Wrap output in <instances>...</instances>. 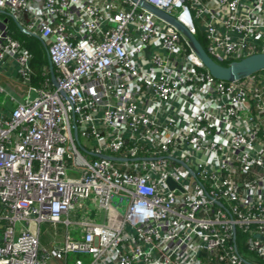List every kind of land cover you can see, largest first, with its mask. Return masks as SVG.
I'll list each match as a JSON object with an SVG mask.
<instances>
[{"label": "built area", "instance_id": "1", "mask_svg": "<svg viewBox=\"0 0 264 264\" xmlns=\"http://www.w3.org/2000/svg\"><path fill=\"white\" fill-rule=\"evenodd\" d=\"M144 1L195 36L198 20L220 64L264 53V0ZM0 12V68L27 93L0 109V264H258L242 251L264 264V71L216 79L134 0ZM9 19L45 45L56 87L32 86ZM89 201L101 221L73 220ZM45 223L67 231L50 247Z\"/></svg>", "mask_w": 264, "mask_h": 264}, {"label": "water", "instance_id": "2", "mask_svg": "<svg viewBox=\"0 0 264 264\" xmlns=\"http://www.w3.org/2000/svg\"><path fill=\"white\" fill-rule=\"evenodd\" d=\"M137 1L142 7L146 8L156 16L164 19L172 26H174L187 40L190 48L195 52L199 60L202 62L205 69L216 79L226 81V82H235L244 77L250 76L252 74L264 71V53H257L250 55L242 60L233 62L229 65H223L216 62L204 49L197 37L192 34L189 29H187L183 24L178 22L174 17L164 13L163 11L151 6L146 3L144 0H134ZM1 13V12H0ZM4 27L5 24H1ZM19 29L28 35V33L23 29L22 26L17 24ZM45 46V45H44ZM46 48V47H45ZM48 56L49 62V71L51 75V80L53 85L56 87V77L54 67ZM171 188L175 187V184L169 181Z\"/></svg>", "mask_w": 264, "mask_h": 264}, {"label": "rangeland", "instance_id": "3", "mask_svg": "<svg viewBox=\"0 0 264 264\" xmlns=\"http://www.w3.org/2000/svg\"><path fill=\"white\" fill-rule=\"evenodd\" d=\"M6 18L7 17L5 15H0V19L4 20ZM196 25L198 26L200 32L203 33L202 29L199 27V21L198 20H196ZM8 27H9V29H8L9 34H11L15 39H17L21 43L26 44V46L31 48L32 51L36 52V51H39L42 48L46 49L45 46L36 37H33V36H30V35H27V34L23 33L19 29L17 23L14 20L9 19ZM39 42L41 43L42 46L40 45ZM13 69L17 71L16 67L12 66L9 63L4 67V70L8 71V72H10ZM16 71H15V75H14L15 77H17V72ZM35 77H36V72L33 75V78H35ZM45 82L46 81L44 80V83ZM32 84L34 86H36V87H41L43 83L40 84V85H36L35 83H32ZM8 99H10V98L6 97V94H0V109L4 108V106H5V108L9 109L8 106H6L7 102H9ZM70 175L72 176V174H70ZM86 205H87V208L84 209V210H80L79 209L78 210V214L75 217H73L72 219L75 220V219H78V218H81V219H85L86 218V219H91V220H95L97 222H100L101 220H99V216L100 215H104V214L102 212L98 211L95 208V206L93 205L92 202L89 201V202L86 203ZM121 211H123V209ZM113 219H114L115 222H120L119 217L113 216ZM40 230H41V235H40L41 244L43 246H46V247L53 246L55 238H57L58 240H62L65 237L66 233H67L66 228L63 225H59L58 227L54 228L53 225L46 224V223L41 225ZM72 236L74 238H76L77 234L72 232ZM239 243H240L241 251H242L243 241L240 240ZM242 254L250 262H255V263H258V264H262L261 260L258 257L248 253L247 251H242ZM79 258L84 260L86 263L89 261V258L86 257V256H79Z\"/></svg>", "mask_w": 264, "mask_h": 264}, {"label": "trees", "instance_id": "4", "mask_svg": "<svg viewBox=\"0 0 264 264\" xmlns=\"http://www.w3.org/2000/svg\"><path fill=\"white\" fill-rule=\"evenodd\" d=\"M196 37L201 43V45L204 47V49L206 50L207 44H206V40H205L203 33L198 32ZM22 45L25 49H28L32 54V68L34 70V74L36 72V77L35 78L32 77V83H35L36 85H40L43 83L42 84L43 86L44 80L46 81V79L51 78L50 73H49L47 49L42 48L39 51L34 52L32 51L31 48L27 47L26 44L22 43Z\"/></svg>", "mask_w": 264, "mask_h": 264}, {"label": "crops", "instance_id": "5", "mask_svg": "<svg viewBox=\"0 0 264 264\" xmlns=\"http://www.w3.org/2000/svg\"><path fill=\"white\" fill-rule=\"evenodd\" d=\"M4 20H6V19H4ZM8 23H9V21H8ZM15 71L16 70L13 69L10 72H8V71H5L4 68H0V84H2L5 88L6 97H9V98L14 97L18 100H22V98H24L27 95V93H26V90L24 89V86H22L23 85L22 84L23 79L20 80L19 82H17L18 81V72L16 71L17 77H15L14 76ZM49 73H50V71H49ZM32 86L35 87L33 84H32ZM35 88H38V87H35ZM31 94H33V93H31ZM8 101L9 102H7V105L6 104L5 105L8 106L9 109L6 108V111L10 110V108H13V106H14V103L11 99H8ZM102 218H103L102 215H100L99 220H101Z\"/></svg>", "mask_w": 264, "mask_h": 264}]
</instances>
